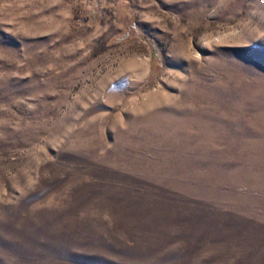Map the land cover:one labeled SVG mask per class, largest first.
<instances>
[{
  "label": "rangeland",
  "instance_id": "obj_1",
  "mask_svg": "<svg viewBox=\"0 0 264 264\" xmlns=\"http://www.w3.org/2000/svg\"><path fill=\"white\" fill-rule=\"evenodd\" d=\"M0 264H264V0H0Z\"/></svg>",
  "mask_w": 264,
  "mask_h": 264
}]
</instances>
